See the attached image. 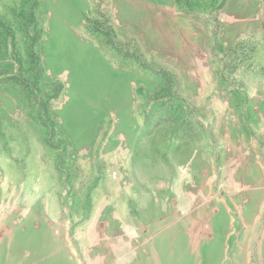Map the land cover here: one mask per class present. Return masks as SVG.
<instances>
[{
  "label": "rangeland",
  "instance_id": "1",
  "mask_svg": "<svg viewBox=\"0 0 264 264\" xmlns=\"http://www.w3.org/2000/svg\"><path fill=\"white\" fill-rule=\"evenodd\" d=\"M164 235L264 264V0H0V264H162Z\"/></svg>",
  "mask_w": 264,
  "mask_h": 264
},
{
  "label": "bare ground",
  "instance_id": "2",
  "mask_svg": "<svg viewBox=\"0 0 264 264\" xmlns=\"http://www.w3.org/2000/svg\"><path fill=\"white\" fill-rule=\"evenodd\" d=\"M211 225H212L211 231L213 235H215L214 244H216L217 245L216 247H219L220 249L221 248L220 242L222 240V235H226V233L229 230L228 218L223 213H220L219 215H217L216 217L212 219ZM166 237L167 235H164L162 236V238L158 240L160 244L158 248L163 252L162 257H161L162 264H193V261L191 260L189 256H186V258L184 259L183 254H181L184 240L180 239L181 241L178 240L174 243L173 246H171L170 242L166 240ZM176 247H179L180 249L178 254H176ZM205 251L209 255V250L207 249ZM208 255L207 254L204 255V258L202 259V264H210V261L212 260L209 258ZM216 261H218V259Z\"/></svg>",
  "mask_w": 264,
  "mask_h": 264
}]
</instances>
